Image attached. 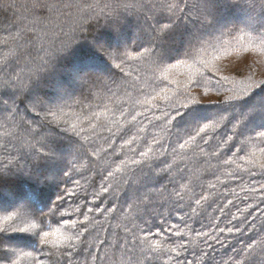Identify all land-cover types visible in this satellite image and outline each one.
<instances>
[{
	"label": "snow or ice",
	"instance_id": "obj_1",
	"mask_svg": "<svg viewBox=\"0 0 264 264\" xmlns=\"http://www.w3.org/2000/svg\"><path fill=\"white\" fill-rule=\"evenodd\" d=\"M214 2L110 0L104 5L106 12L89 17L84 24L72 19L68 13L73 5L67 4L64 8L68 12L64 16L72 21L70 26L49 27L41 32L33 27H17L15 32L12 26L0 27V33H7L0 36V52L14 46L11 57L0 60V127L13 129L11 141L16 148L15 155L6 149V154L0 157V264H20L24 257L31 258L32 264H219L216 261L219 249L228 252L224 264H264V207H261L264 183L260 182L264 179V163L251 161L258 165V171L241 169L243 174H230L233 181H243L246 177L252 181L253 186L244 197V207H239L227 196L214 200L215 184H208L207 188L200 185L198 193L196 185L190 188L187 183H180L172 176L169 162L170 157L195 145L197 159L204 160L210 174L215 175L220 168L244 159L240 153L248 143H264V122L255 123L257 117L264 121V105L244 104L255 92L264 90V78L254 79L255 73L245 61L250 74L243 81H231L233 86L226 88L229 77L221 76L210 63L197 59L199 53L207 50L208 38L221 27L215 26ZM230 3L247 9L246 19L233 22L231 30L246 29L264 38V0H230ZM2 11L4 8L0 6ZM44 11L41 7L42 14ZM101 19L117 34L123 26L131 25L147 39L138 42L134 37L131 43L105 47L94 35L88 44L109 62L112 71L95 67L87 58L84 66L73 72L79 88L74 91L57 84L49 97L45 90L52 87L51 78L56 69ZM169 36L175 39L169 41ZM170 44L182 45V50L168 51ZM189 60L201 66L196 69L197 78L188 82L189 86L204 87L206 93L215 90V98L205 95L197 99L189 87L181 93V98L166 105L167 110L161 116L154 112L146 115L149 108L137 112L135 105H117L115 111L120 117L127 120L130 116L131 120L127 127L122 126L116 132L108 127L104 130L106 134H98L99 125L90 118L86 117L88 127L65 119L69 115L65 109L79 108L84 113L91 107L86 101L95 98L101 90L114 94L113 86L123 89L129 97L147 96L149 88L154 92L155 87L165 82L164 73ZM137 61L143 63L126 71L128 65ZM141 71L151 72L153 78L145 84L138 83L142 79ZM156 71L160 77L155 76ZM234 71L238 76L243 75L239 68ZM223 92L228 94L221 97ZM156 98L142 103L161 110L153 104ZM198 109L208 110L209 114L200 116ZM145 121L149 128L168 130L169 138L157 139L144 127L133 132L130 139L124 138L137 123ZM67 140L72 142L70 152L63 146ZM102 154L111 164L96 171ZM122 156L124 160L120 159ZM82 169H91L92 176L85 177ZM176 171L184 180L186 169ZM15 178L41 188L55 184L59 191L54 200L44 204L43 191L33 198L23 190L10 189L8 185ZM186 192L192 193L187 202ZM121 197L126 198L121 200ZM249 199L254 202L247 203ZM207 208L214 210L211 227L207 231L196 229L197 221L193 218L204 219ZM132 209L136 215L130 223L123 227L116 224L112 239L100 238L98 216L115 218L117 213L123 215ZM172 216L177 223H169ZM157 217L158 223L154 224ZM189 220H193L192 225L188 224ZM221 221L224 226H220ZM53 222L59 227L53 228ZM180 224L187 231H178ZM153 227L157 229L155 232ZM191 233H195V239L203 247L193 246ZM13 236L32 240L33 244L21 246L12 240ZM101 249H111V255ZM117 251L119 260L115 258Z\"/></svg>",
	"mask_w": 264,
	"mask_h": 264
},
{
	"label": "trees",
	"instance_id": "obj_2",
	"mask_svg": "<svg viewBox=\"0 0 264 264\" xmlns=\"http://www.w3.org/2000/svg\"><path fill=\"white\" fill-rule=\"evenodd\" d=\"M109 2L110 0H0V6H3L4 8V11L0 12V27L7 28L12 26L13 32H15L17 27H33L35 31L41 32L43 29H47L49 27L59 28L62 25L70 26L72 21L66 20L64 16V13L68 12V9L64 8V6L67 4L73 5V8L68 13L72 19L84 24L89 19V17H92L96 14H101L102 11L106 12L107 9H104V5ZM221 3L229 6L228 8L232 7L234 9V11L230 12V14L233 16V21L240 22V17L243 16L244 18L247 16V13H245L247 10H238L236 6H233L230 3V0H215L214 5L216 10V5H220ZM89 5L92 7L89 8ZM41 7H44L45 9L43 14L41 12ZM215 9H213L214 13L216 12ZM207 30L208 29H203L202 31ZM120 33L117 34L114 30L106 27L104 20L101 19L99 24L95 25L93 30H90L87 33L86 38L80 39V42L77 44V46L74 47L73 50L65 57L66 60L64 59L61 62V64L56 69V73L53 75L55 76L54 78H59V76L63 74V79L67 81L66 77H64V73L66 72L65 70L74 69L77 63L82 64V66L78 68L83 67L84 61L87 58L89 59V62H91L95 67L105 72L112 71L109 62L94 48L87 45L88 40L92 39L94 35L98 42L105 44V47L111 45V47H116L124 44L125 42L131 43L134 37L138 42H143L147 39L143 33H137L135 28L131 25L123 26ZM220 34H224L225 36H221L219 41H215L218 34H214L212 37L208 38L209 43L205 46L207 50L199 53L197 59L210 63V66L217 69L221 76H228L230 82L225 84L226 88H231L233 86L231 81H243L245 76L250 74L247 67H245V61L247 62V65L251 66L253 72L255 73L254 79L264 78V76L261 75V73H264V50L246 49L245 46H242L244 44L263 43L262 40H264V38L256 35L255 33H249L246 29L241 31L239 29L231 30L230 28L226 31H221ZM2 35H7V33H0V36ZM174 39V36L168 37L169 41ZM258 46V44H255L252 45V48H256ZM173 49L180 51L182 50V45L170 44L168 51H172ZM13 51L14 46H10V49L0 52V60H3L5 57L10 58L13 54ZM142 63L143 61L134 62L126 67V71L131 70L132 68H135L137 64ZM200 67V64L189 60L185 64H180L175 68L169 69L166 73H164L163 76L165 82L159 84L158 87H155L154 92L151 88H149V94L147 96H137L133 94L131 97H129L128 95H125L123 89H117L115 86L112 88V92L114 94L105 93L103 90H101V92L95 98L91 99L90 101H86V103L91 104V107L84 113H81L79 108L65 109V111L69 113L65 119L69 120L71 123H77L82 127H88L86 117L90 118L94 124L99 125L97 128V133L106 134L104 130L108 127H111L112 131L116 132L122 126L127 127V122L131 120L130 116L127 117V120L120 117L119 112L115 111L117 105L122 104L126 107L135 105V111L137 112L143 111L144 108H149L150 111L146 113V115L151 116L154 112L156 116H161L163 111L167 110L166 105L181 98V93H183L186 88L190 87L191 95L195 96L197 99H200L205 95H207L209 98H215V90H210L206 93L204 87L196 88L194 85L189 86L188 84L190 80H195L197 78L198 74L196 69ZM237 68L241 70L243 75L238 76L236 74L234 69ZM133 76L135 77V72H133ZM141 76L142 79L138 82L140 84H145L148 80L153 78L151 72L141 71ZM155 76L160 77V72L156 71ZM68 84L70 85L68 86L69 88L75 85V83ZM76 88L78 89V87ZM73 89H75V87H73ZM45 91L49 97L52 96L53 91L50 88L46 89ZM158 91L160 92L157 93ZM75 94L79 95V92H76ZM227 94V92H223L221 93V97ZM153 96L157 97L155 100H153V104L158 105L161 110L152 109L150 105L142 103L144 100L151 99ZM160 97H167V99H161ZM258 97H264V90L255 92L253 96L244 101V104L246 106L264 105V101L258 100ZM218 111H223V109H219ZM197 113L200 116H206L209 114L208 110L205 109H198ZM134 114L135 112H133V115ZM190 115L191 114H189L188 118H190ZM262 122L264 121H261L258 117L255 119V123L257 124ZM141 127L146 128L147 132L155 134L157 139L163 138L166 141L169 138L168 130L149 128L147 127L146 121L144 124L137 123L133 128V131L129 132L124 138L130 139L133 135V132ZM12 131L13 129L10 127H0V157L6 154V149L7 151L12 152L13 155L16 154V148L13 147L14 141H11ZM175 131V129H171L172 133H175ZM172 138L175 139V136ZM122 142L123 141H117V143ZM63 146L65 151L70 152L72 147L71 140L64 141ZM135 146L136 145L134 144L133 147ZM233 151H235V149H233ZM197 155L198 149L196 146L190 145L189 148L184 150L180 155L174 158L170 157V163H172V176L180 183H187L190 188L193 185H196L197 187L195 188V191L198 193L201 191L199 187L200 185H203L205 188H207L208 184H215L216 188L213 193L214 200L220 201L222 197L227 196L228 199L234 200L237 206L244 207V197L249 194L247 189L253 186L252 181H250L247 177L243 181H233L230 179V174L233 172L243 174L240 172L241 169H251L252 171H258V165H254L251 163V161L264 163V143H258L255 141L248 143L245 151L240 153V156L244 157V159L236 160L235 163L220 168L215 175L210 174L208 171V165L204 162V160L197 159ZM228 155H231V153ZM181 157H183V159H181ZM120 159L124 160V157L122 156ZM225 159H227V157H225ZM213 163H215V161H213ZM109 164H111L109 158L102 154L97 160L96 171H99L101 168L106 167ZM112 167L114 168L115 165H112ZM177 168L186 169L184 172L185 174L183 175L185 176L188 174L186 175L187 179L181 180L180 174L176 171ZM81 172L85 177L90 178L92 176L91 169H82ZM74 178L79 179L80 177L75 176ZM260 182L264 183V179L260 180ZM81 183H83V181H81ZM9 186L10 189L23 190L25 193H29L33 198H35L40 191H43L44 204H48L54 200L57 192L59 191V188L55 184L41 188L38 186H30L29 183L22 178L13 179ZM156 186L159 187L160 185L157 184ZM191 196V192H186L185 202H187ZM125 198L126 197H121V200H124ZM195 198L198 199L199 196L197 195ZM156 199L159 200L160 196L158 195ZM253 202L254 201L252 199L247 201V203ZM106 206L111 207V204H107ZM124 207L127 208L128 205L124 204ZM261 207H264V205ZM213 211V208H207L204 212V219L194 217L193 219L197 221L194 224V227L196 229L203 228V230L207 231L208 228L211 227L209 222L215 218L214 215H212ZM230 211L235 212V208L230 207ZM250 211H254V209ZM189 214L191 215L190 210ZM134 215H136L135 209H132L130 212L124 213L123 215L117 213L115 218L98 216L97 219L101 220V226L99 227L100 238L108 236L110 239H112V233L116 231L114 226L116 224H120L121 227L125 226V224L131 222ZM215 215H219V213H216ZM158 219L159 218L157 217L154 221V224L158 223ZM257 219H259L258 216ZM169 223H177L176 217H170ZM109 224H111L113 227H104L105 225ZM188 224L192 225L193 220H189ZM220 226H224L222 221ZM52 227H59V224L53 222ZM181 229L187 231L184 224H180L177 230L179 231ZM152 230L155 232L157 229L156 227H153ZM62 231H67V229H62ZM213 235H215V233H213ZM191 236L193 238L194 247H203V244L195 239V233H191ZM156 239L159 241L158 237ZM185 239H187V237H185ZM12 240L25 247H29L33 244L32 240L17 236H13ZM24 250L30 251L31 249L25 248ZM93 250H95V246H93ZM103 251H108L109 255H111V249H101V252ZM115 258L117 260L120 259L119 251H117ZM236 259H240V257H236ZM227 260L228 252L225 249H219V252L216 255V261H218L219 264H224V262ZM20 264H32V260L29 257H24L20 260Z\"/></svg>",
	"mask_w": 264,
	"mask_h": 264
},
{
	"label": "rangeland",
	"instance_id": "obj_3",
	"mask_svg": "<svg viewBox=\"0 0 264 264\" xmlns=\"http://www.w3.org/2000/svg\"><path fill=\"white\" fill-rule=\"evenodd\" d=\"M217 6V10L215 9V5L213 6V9H215V13L213 12V15H214V17H215V26L216 27H219V26H221V27H219V29L217 30V32H215L214 34H218L216 37V39H215V41H219L220 39H221V36H225L224 34L222 35V34H220V32L221 31H226V30H228V29H230V28H232V23L233 22H236V21H233V16L230 14V12H232V11H234V9L232 8V7H230V8H228L229 6H227V5H224L223 3H221L220 5H216ZM221 6H222V8H221ZM220 8V9H219ZM238 10H241V11H243V10H247L246 8H240V7H236ZM245 13H247V11H245ZM239 19H241L240 21H243V20H245L246 19V16L243 18V16L242 17H240ZM222 25H224V26H222ZM120 34H123V33H120ZM123 36V35H122ZM105 42V41H104ZM251 43V42H250ZM255 44H258L259 46L258 47H256V48H252V45H255ZM88 46H89V44H87ZM105 45V44H104ZM112 46V45H111ZM242 46H245V48L246 49H256V50H264V42L263 43H254V44H247V45H242ZM215 56V55H214ZM214 58H216V57H214ZM66 60V59H65ZM80 66H82V64L81 63H77L76 64V67H74V69H72V70H69V69H67V70H65L66 72L64 73V77H66V80L67 81H65V79H63V74H61L60 76H59V78H54L55 76H52V78H51V84H52V87H50V89L53 91L54 90V87L57 85V84H63V85H65V86H70L68 83H75V85L73 86V87H75V89H77L76 87H78L79 88V82L78 81H76V80H74L73 79V72L76 70V69H78V67H80ZM246 74H248V73H246ZM55 79V80H54ZM65 82H67V83H65ZM78 85V86H77ZM73 87H71L70 89H72V90H74V91H76L75 89H73ZM163 90V89H162ZM160 91H158L157 93H159ZM258 100H262V101H264V97H258L257 98ZM181 160V159H180ZM169 162H170V159H169ZM185 174V173H184ZM186 175H188V174H186ZM186 175L184 176L185 177V179H187V177H186ZM8 187H10L9 185H8Z\"/></svg>",
	"mask_w": 264,
	"mask_h": 264
}]
</instances>
